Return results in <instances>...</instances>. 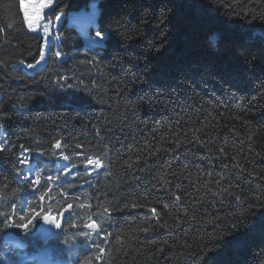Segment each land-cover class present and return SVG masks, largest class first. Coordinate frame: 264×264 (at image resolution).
<instances>
[{"label": "trees", "instance_id": "16d2710c", "mask_svg": "<svg viewBox=\"0 0 264 264\" xmlns=\"http://www.w3.org/2000/svg\"><path fill=\"white\" fill-rule=\"evenodd\" d=\"M91 1L87 36L101 42L85 44L69 16ZM59 17L46 46L20 0H0L5 216L26 197L13 160L35 140L62 138V198L76 209L64 235L22 237L17 251L64 264H264V0H54L44 18ZM89 220L100 234L73 233Z\"/></svg>", "mask_w": 264, "mask_h": 264}, {"label": "flooded vegetation", "instance_id": "af4514ba", "mask_svg": "<svg viewBox=\"0 0 264 264\" xmlns=\"http://www.w3.org/2000/svg\"><path fill=\"white\" fill-rule=\"evenodd\" d=\"M59 141V146L54 147ZM7 144L4 129L0 128V159L4 155V146ZM65 145L61 139H54L46 145H42L35 140L34 146L30 149L21 147L16 158L13 160L11 173L20 180L26 189V197L21 200H15L9 204L10 215L5 216L3 210V200H0V237L2 244L6 243L5 248H11L20 244V238L28 237L41 240V227L46 222L44 216H51L52 219L59 222L62 211L72 204H67L62 196H65L63 190V181L65 167L67 162L62 159V150ZM79 152L82 149L78 148ZM1 165V162H0ZM76 209L73 210L60 233L53 238L66 233V230L73 223L76 217ZM15 215V216H14ZM24 217V219H21ZM51 222V221H49ZM52 223V222H51ZM95 223L98 231H89L85 226ZM17 224L27 225V228L17 227ZM54 224V223H53ZM56 225V224H54ZM101 229L97 222L89 220L88 222L74 228L73 233L83 235L100 234Z\"/></svg>", "mask_w": 264, "mask_h": 264}, {"label": "rangeland", "instance_id": "374dc122", "mask_svg": "<svg viewBox=\"0 0 264 264\" xmlns=\"http://www.w3.org/2000/svg\"><path fill=\"white\" fill-rule=\"evenodd\" d=\"M53 1L54 0H52V3ZM38 2L39 0H21V5L25 4L31 6L38 4ZM46 11L47 9H45L42 15V19L39 22H37L33 26V28H29L28 26L29 22L26 19L25 21L29 32L36 36H41L45 41V45L49 46L53 41L56 40L55 31L59 27L61 17L57 18V20L54 23L48 22L44 18V14ZM97 11H98V7L96 1H91L88 9H82L79 12L71 14L69 16V23L73 25L83 37H85L88 35L89 28L95 25V16L97 14ZM33 15L34 12L32 8L29 7V16L31 17ZM92 38H93L92 41L95 43L101 42V38L98 36ZM42 64H43V59L40 61L39 66H42ZM21 246L22 244H18L16 247L14 246L13 249L7 248V251L12 252V254L15 257L14 260H12L11 258L9 259L11 264H64L60 262H53L51 259H49L47 252H42L40 254H33V255H25L17 251L21 248Z\"/></svg>", "mask_w": 264, "mask_h": 264}, {"label": "snow or ice", "instance_id": "6c2138e0", "mask_svg": "<svg viewBox=\"0 0 264 264\" xmlns=\"http://www.w3.org/2000/svg\"><path fill=\"white\" fill-rule=\"evenodd\" d=\"M51 4H52V0H39L38 4H35V5H31V6L30 5H25V4L21 5V7L24 9V12H25V19L29 22L28 23L29 28H33V26L42 19V15H43L45 9L50 8ZM29 7H31L33 12H34V15L31 16V17L29 16ZM96 35L100 36V33H97ZM59 55H60V53L57 52V56H59ZM28 67L31 68L32 65L29 64ZM59 143L60 142L57 141L56 144L54 145V147H58ZM77 147H79V145H77ZM88 163L89 164H93L94 163L97 168L101 167V162L99 160H96V161L89 160ZM125 163H128V162L126 161ZM129 166H131V165H129ZM152 211L155 214V210L153 209ZM21 219H24V217H21ZM44 220L45 221H51L52 223H54L57 226H59V222L54 220V219H52L51 216H48V215L44 216ZM15 226L27 228V225H24V224H17ZM91 227L95 228L96 225L93 224V225H91Z\"/></svg>", "mask_w": 264, "mask_h": 264}, {"label": "water", "instance_id": "95a60500", "mask_svg": "<svg viewBox=\"0 0 264 264\" xmlns=\"http://www.w3.org/2000/svg\"><path fill=\"white\" fill-rule=\"evenodd\" d=\"M73 210V205H68L61 213L60 220H59V226L54 225L53 223L46 221L44 225L41 227V241L43 244L47 243L49 240L53 239L60 231L62 230L64 223L68 219L69 215L71 214ZM95 223H90L85 226V229L89 231H98V227L96 225L95 228L91 227Z\"/></svg>", "mask_w": 264, "mask_h": 264}, {"label": "built area", "instance_id": "2783aa9c", "mask_svg": "<svg viewBox=\"0 0 264 264\" xmlns=\"http://www.w3.org/2000/svg\"><path fill=\"white\" fill-rule=\"evenodd\" d=\"M96 34H97V33H96ZM96 34H95V36H97ZM95 36H94V37H95ZM98 37L101 38V35L98 36ZM92 39H93L92 37H91V38H90V37H85V38H83V42H84L85 44H94L95 42H93Z\"/></svg>", "mask_w": 264, "mask_h": 264}, {"label": "crops", "instance_id": "0c3cea01", "mask_svg": "<svg viewBox=\"0 0 264 264\" xmlns=\"http://www.w3.org/2000/svg\"><path fill=\"white\" fill-rule=\"evenodd\" d=\"M20 2H21V0H20ZM22 13H23V16H24V18H25V15H24V11H23V8H22Z\"/></svg>", "mask_w": 264, "mask_h": 264}]
</instances>
